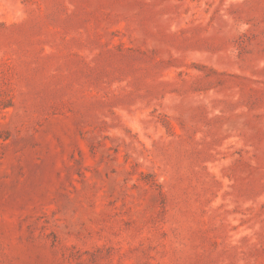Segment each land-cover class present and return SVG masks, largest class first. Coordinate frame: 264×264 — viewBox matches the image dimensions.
Here are the masks:
<instances>
[{
    "label": "rangeland",
    "instance_id": "1",
    "mask_svg": "<svg viewBox=\"0 0 264 264\" xmlns=\"http://www.w3.org/2000/svg\"><path fill=\"white\" fill-rule=\"evenodd\" d=\"M0 264H264V0H0Z\"/></svg>",
    "mask_w": 264,
    "mask_h": 264
}]
</instances>
